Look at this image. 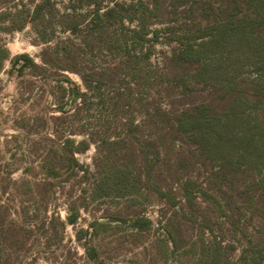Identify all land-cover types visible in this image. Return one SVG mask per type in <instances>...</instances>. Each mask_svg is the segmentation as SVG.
I'll list each match as a JSON object with an SVG mask.
<instances>
[{
	"label": "rangeland",
	"instance_id": "obj_1",
	"mask_svg": "<svg viewBox=\"0 0 264 264\" xmlns=\"http://www.w3.org/2000/svg\"><path fill=\"white\" fill-rule=\"evenodd\" d=\"M38 1L0 0V264H204L202 242L221 245V264L264 259V166L245 174L252 186L234 192L211 183L209 160L183 167L180 177L200 187L191 204L164 159L189 156L192 143L169 133L157 142L148 118L154 107L179 113L210 99V87L186 89L167 75L178 45L166 28L181 32L193 14L223 13L225 0H52L44 13L51 42L29 21ZM65 13L83 16L77 31L59 25ZM140 27L146 37L136 41ZM100 32L101 44L87 40ZM56 41L78 48L79 73L49 65L44 75L28 67L18 75L15 57L43 66ZM66 77L86 96L62 99ZM67 139L79 149L74 170L60 149ZM230 195L232 205H223Z\"/></svg>",
	"mask_w": 264,
	"mask_h": 264
},
{
	"label": "trees",
	"instance_id": "obj_2",
	"mask_svg": "<svg viewBox=\"0 0 264 264\" xmlns=\"http://www.w3.org/2000/svg\"><path fill=\"white\" fill-rule=\"evenodd\" d=\"M225 3L220 8L223 13L193 14V19L192 16L186 18L187 22L181 32H176L170 26L166 28L168 36L172 33L176 35L169 36L168 41L178 45L172 49L168 58L171 66L166 67L167 75L172 74V80L183 83L186 89L193 87L191 82L210 87V99L179 113H167L154 107L153 112L148 114L150 124L160 133L157 142L164 141L169 133L186 138L192 143L189 156L179 152L167 154L164 159L170 181L181 185L183 197L191 201V204L200 187L196 181L180 177L183 167L195 166L197 162L204 164L209 160L216 165L211 183L219 181L227 191L234 192L235 185L240 188L241 183L252 186L247 183L249 179L245 174L261 170V165L264 166V0H225ZM53 7L52 0H39L33 14H30L29 21L35 25L38 37L44 42L54 41L55 38L48 30L51 20L44 14L46 9ZM99 11L98 5L95 19H101ZM112 11L109 10L110 13ZM59 15V25L64 31L75 32L82 24L83 16L69 13ZM110 15L112 14H105V18L108 19ZM197 16L200 17L198 25L203 20L204 26L194 23ZM25 21L28 19L25 18ZM89 37H94L93 40L101 44V32L89 35L87 40ZM134 37L136 41L145 39V29L138 28L134 31ZM76 49L78 48H74L70 41H56L54 47L43 52V66L28 54L18 55L11 63L13 68L18 67V75L21 76L27 67L41 71V75H44L45 66L49 65L58 70L79 73ZM2 51L4 53L0 56V68L6 55L5 50ZM48 51L53 52L51 60L46 58ZM247 69L250 74L245 75ZM155 79L159 77L155 76ZM66 82L71 86L62 89V99L67 94L73 100L86 96L70 78L66 77ZM63 105L62 102L59 108L61 111H65ZM66 141L69 146L60 149L67 157L68 168L74 170L80 167L75 155L79 149L72 148V140ZM82 146L81 150L84 151L89 148L90 142L83 141ZM51 171L54 175L58 174L56 168ZM251 181L262 186L261 181L254 177L250 183ZM207 197L211 198V194H207ZM230 198L231 195L229 198L224 196L223 203H220L231 206ZM74 219L75 216L69 218V221ZM172 239L176 243L173 236ZM208 246L203 242L201 244L204 264H221V245L215 242ZM251 264H264V259L253 258Z\"/></svg>",
	"mask_w": 264,
	"mask_h": 264
}]
</instances>
